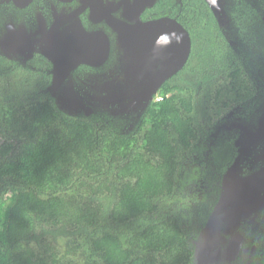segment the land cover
Instances as JSON below:
<instances>
[{"label": "trees", "instance_id": "obj_1", "mask_svg": "<svg viewBox=\"0 0 264 264\" xmlns=\"http://www.w3.org/2000/svg\"><path fill=\"white\" fill-rule=\"evenodd\" d=\"M242 3L226 10L239 52L206 6L191 9L187 63L130 135L59 112L44 75L11 73L0 89V264L192 263L231 153H208L215 116L253 111L264 95V6Z\"/></svg>", "mask_w": 264, "mask_h": 264}, {"label": "flooded vegetation", "instance_id": "obj_2", "mask_svg": "<svg viewBox=\"0 0 264 264\" xmlns=\"http://www.w3.org/2000/svg\"><path fill=\"white\" fill-rule=\"evenodd\" d=\"M198 5L206 6L215 21L206 0H0V89L6 91L13 77L11 73H21L27 77L34 75L36 80L44 75L48 78L45 81L47 88L51 83L50 72L54 67L50 55L53 59L58 57L61 55L60 46L70 47L72 43L77 47H84L87 42L89 46L88 36H96V40L85 55L90 58L100 55L103 48L100 36H106L110 46L108 58L96 67L79 65L72 73L74 77L80 80L89 73H105L116 68L122 72L120 58L127 52L125 48L133 50L127 41L128 36H162V33L167 36L170 25L164 23L163 27L155 28L156 30L151 26L154 20L160 18L175 20L188 31L187 18L192 14L191 9L199 7ZM245 5L259 8L264 6V2L246 0ZM158 40L154 38L149 43L152 47L157 43V47L159 44L161 47L163 41ZM167 46L164 41V51ZM153 61L159 62V57ZM144 62L146 61L143 60ZM146 64L143 66L147 68ZM41 81H37L34 87L41 85ZM158 100L161 99L156 96L153 101ZM251 110L237 106L221 118L215 116V155L227 143L231 153L227 166L214 179L215 203L210 214L222 199V187L226 182L224 174L239 157L240 173L243 176L252 175L264 167V132L257 136L254 129L243 128L252 125L255 120L251 118L254 111ZM223 125L229 127L220 128ZM206 147L209 153L212 146ZM194 161H197L196 157ZM216 167L215 160V169ZM245 179H232L235 184L229 188L231 222L229 219L227 229L220 226L215 232L221 249L213 259L214 264H264V186L261 191L263 193H253L242 201L240 191L245 186L241 182ZM207 221L208 218L204 225H200L194 240L203 231ZM228 245L234 247L233 252H226ZM236 248L238 250L235 253ZM191 264H194L193 261Z\"/></svg>", "mask_w": 264, "mask_h": 264}, {"label": "water", "instance_id": "obj_3", "mask_svg": "<svg viewBox=\"0 0 264 264\" xmlns=\"http://www.w3.org/2000/svg\"><path fill=\"white\" fill-rule=\"evenodd\" d=\"M206 1L225 39L239 52L238 47H244L239 38L240 31L226 10L230 11L236 4L242 3V1L245 3L246 0ZM164 23L170 25L167 36H164L163 33L162 36H128L129 40L127 41L133 50L125 48L127 52L123 58H120L122 72L116 68L105 73H89L80 80L72 74L81 64L96 67L107 60L110 46L106 36H100L103 48L97 57L90 58L85 55L93 47L96 36H88L90 47L87 42L84 47H77L74 43L70 47L60 46L61 55L54 59L50 55L54 65L50 72L52 80L44 93L51 97L59 112L67 116L95 120L97 115H105L107 125L119 130L121 135H130L139 124L146 109L158 96L161 86L185 66L190 56L192 43L189 32L175 20L169 19L154 20L151 26L154 29H159V27H163ZM124 37L127 39V36ZM152 38L165 41L168 44L167 49L164 51L163 42L161 47L160 44L157 47L158 43L152 47L149 43L153 40ZM158 57L159 62L153 61ZM143 60L146 61L144 63H147V68L143 66ZM251 118L255 119L253 124L243 128H252L255 130L254 133L260 136L264 132V95L257 98V106ZM231 128L233 127L231 126ZM247 131L250 132V130ZM212 137L213 142L210 145L214 147L215 134ZM239 164L240 157L224 174L223 178L226 182L222 187V199L218 207L211 212L203 231L196 240L192 241L194 264H214L213 259L221 249L217 243L215 232L220 226L227 229L228 223L231 222L229 188L235 184L232 179L246 178L241 182L245 186V189L240 191L242 201L253 193H263L261 191L264 186V167L252 175L243 176L242 172L240 173ZM233 248L232 245H228L226 252H233ZM237 250L236 248L235 253Z\"/></svg>", "mask_w": 264, "mask_h": 264}, {"label": "rangeland", "instance_id": "obj_4", "mask_svg": "<svg viewBox=\"0 0 264 264\" xmlns=\"http://www.w3.org/2000/svg\"><path fill=\"white\" fill-rule=\"evenodd\" d=\"M199 95H201L199 93ZM107 117L105 115H97L96 119H99L100 121H102L103 123L107 124ZM213 134H215V125L213 126V128L211 129L209 136H208V144H212L213 142Z\"/></svg>", "mask_w": 264, "mask_h": 264}]
</instances>
